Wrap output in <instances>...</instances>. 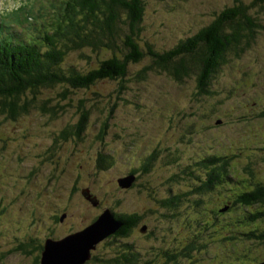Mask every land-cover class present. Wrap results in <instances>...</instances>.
Instances as JSON below:
<instances>
[{"label":"rangeland","instance_id":"1","mask_svg":"<svg viewBox=\"0 0 264 264\" xmlns=\"http://www.w3.org/2000/svg\"><path fill=\"white\" fill-rule=\"evenodd\" d=\"M52 1L55 0H1L0 12H4L8 23H14L15 29H20L17 24L21 22L25 31L34 32L32 21L28 19L39 21L45 18L55 8L56 4ZM244 1L251 3V0ZM146 4L140 43L145 50L151 44L155 49L165 51L207 25L219 10L231 6L233 0H146ZM26 11L27 16L20 17ZM262 15L259 20H263L264 25V12ZM87 54L91 56L89 67H94L99 58L106 57L108 52L88 48ZM79 60L80 56L74 55L73 51L67 56V63L87 67L86 60L82 63ZM148 63L146 57L141 63L130 66L124 80L128 88L123 89L130 101L122 104L120 99L121 104L112 113L110 126L102 136L97 119H93L88 132L75 140L76 146L69 140L57 141L61 144L53 155L51 153L50 159L52 139L57 138L61 128L57 125L60 115L63 120L66 117L76 120L75 114L66 113L76 111L75 103L74 106L67 105L64 112L61 109L59 115L50 117L54 118L51 119L53 123L40 111L15 121L4 122L1 118L0 264H31L38 255L41 264L43 250L33 248L37 241L40 242L48 234L62 236L70 228L76 231L82 229L85 220L95 219L101 213L100 204L106 209H115L117 201H122L121 212H146L156 203L147 192V187L152 192L159 191L162 184L171 185L166 191L172 188L173 194L184 195L192 180L180 173L176 163H170L176 155L181 159L183 168L203 155L220 154L218 150L222 149H236V162L253 154L256 160H264V116L258 117L264 109V28L245 55L234 57L229 65L216 73L212 78L215 96L206 98L202 103L198 102L192 78L177 80L164 71L153 70L148 73L147 80L137 79V71ZM119 84L117 81H105L103 92H111L115 87L118 89ZM102 105L109 107L107 100ZM193 110L194 114L191 113ZM222 112L229 113L230 117H223L224 121L217 119L216 115L221 117ZM215 123L222 125L212 128ZM238 146H242V152ZM68 147H71L69 152H61ZM248 150L252 153L244 152ZM151 153L154 155L153 166L147 172L141 164L147 158L140 163L139 159ZM100 156H106V166L102 168L97 165ZM56 157L59 158L57 161ZM34 164L40 171L30 173ZM131 166L137 167L136 175L140 176L134 191L128 184ZM87 187L101 203L97 200L92 202ZM81 189L84 190L81 192ZM208 196H212V192ZM59 208L64 212L63 221L55 220ZM143 223L139 229H134L130 237L137 248L136 264H141V260L148 258L158 247H171L168 243L184 238L191 226L176 220L161 225L155 223L167 230L165 238L159 240L147 235V228L153 223L149 221L146 226ZM172 226L174 229L169 231ZM177 233L180 235L177 236ZM121 235L113 242L110 239L99 242L97 249L90 250V261L95 253L104 262L97 259L89 264H114L111 262L113 258L129 257L133 247L126 249L128 245ZM31 237L36 242H30ZM24 242H27L28 251L19 249ZM202 257L201 260L205 261L209 256L202 253ZM190 262V259L182 260L183 264Z\"/></svg>","mask_w":264,"mask_h":264},{"label":"trees","instance_id":"2","mask_svg":"<svg viewBox=\"0 0 264 264\" xmlns=\"http://www.w3.org/2000/svg\"><path fill=\"white\" fill-rule=\"evenodd\" d=\"M52 3L56 4L55 8L44 19L33 21L34 32H26L21 25L20 29H15L12 24L0 21V120L15 121L31 116L35 111L50 119L59 115L61 109L64 112L67 105L76 104L75 112H66L68 115L75 114L76 120L71 121L68 117L63 120L60 115L57 125L61 128L57 138L52 139L54 143L48 159L61 144L57 141L69 140L75 145V140L88 132L93 119H97L102 136L110 126L112 113L121 103L130 101L123 89L127 87L124 80L132 64L141 63L146 57L149 59V63L136 73V78L140 80H147L148 73L153 70L164 71L177 80L192 78L198 102L202 103L215 94L212 78L216 73L229 65L234 57L245 55L264 28L263 20H259L263 18L264 0H251V3L233 0L231 6L219 10L207 25L181 39L173 48L160 51L150 44L145 50L140 41L146 0H55ZM88 48L106 51L108 55L98 57L97 66L89 67L91 56L87 54ZM71 51L80 56L81 63L86 60L87 67L67 63ZM108 80L120 84L118 89L115 87L107 94L103 92L102 84ZM104 99L109 107L102 105ZM191 113L194 114V110ZM221 115H216L217 119L224 121L223 117H230L225 112ZM259 116H264V109ZM218 124H213L212 128L222 125ZM242 146H238L240 152ZM70 150L71 147H68L61 152L65 154ZM235 150L222 149L218 150L220 154L203 155L184 168L178 155L172 157L170 163H176L180 173L192 180L189 189L183 195L173 194L172 188L166 191L169 184H162L163 191L152 192L147 187V192L156 203L145 213L141 210L121 212L122 201H117L115 209H110L121 225L116 234L105 241L110 239L113 242L120 233L126 240L144 221L143 224L153 223L152 227L148 226L147 235L163 240L167 230L155 223L161 225L176 220L185 225L191 224L186 236L183 234L184 238L169 242L171 247H160V250L141 260V264H183V259H190V264H264V167H260L264 166V160H256L253 154L246 155L243 162H236ZM244 152L252 153L251 150ZM145 158L147 161L142 162ZM153 158L151 153L139 159L147 172L153 166ZM58 159L56 157V161ZM105 160L106 156H100L97 162L99 168L106 166ZM136 168L131 166L129 171L136 174ZM37 171L40 170L34 164L30 173ZM139 178L136 175L130 188L133 191ZM86 191L93 203H96L94 200L101 201L91 188L87 187ZM211 192L212 196H208ZM100 206L102 213L106 208L102 204ZM62 212L59 208L56 221H60ZM95 219L85 220V225ZM72 230L75 229H69ZM29 241L36 242L32 237ZM27 242L19 249L28 251ZM39 244L38 240L33 248L42 250V243ZM131 246L133 253L129 257H116L111 262L136 264L138 254L134 241H131ZM202 253L209 256L208 260H201ZM39 259L40 255L31 264H39ZM97 259L104 262L94 253L91 261L84 264Z\"/></svg>","mask_w":264,"mask_h":264},{"label":"water","instance_id":"3","mask_svg":"<svg viewBox=\"0 0 264 264\" xmlns=\"http://www.w3.org/2000/svg\"><path fill=\"white\" fill-rule=\"evenodd\" d=\"M134 178L133 175L128 178L129 186ZM120 225L114 212L107 208L94 222L81 230L61 239L48 238L44 244L41 264H84L90 258V250L96 248L101 240L116 232Z\"/></svg>","mask_w":264,"mask_h":264},{"label":"flooded vegetation","instance_id":"4","mask_svg":"<svg viewBox=\"0 0 264 264\" xmlns=\"http://www.w3.org/2000/svg\"><path fill=\"white\" fill-rule=\"evenodd\" d=\"M145 213V212H144ZM143 226H146V224H143ZM162 229V228H161ZM174 229V227L172 226L170 229H169V231H171V230H173ZM148 231H149V228H147V233H148ZM132 235H130L127 239H126V244L128 245V246H131V240H130V237H131ZM155 237V236H154ZM172 241H176V240H171V242ZM161 248L160 247H158L157 248V250H160ZM135 250L137 251V248H136V246H135Z\"/></svg>","mask_w":264,"mask_h":264},{"label":"bare ground","instance_id":"5","mask_svg":"<svg viewBox=\"0 0 264 264\" xmlns=\"http://www.w3.org/2000/svg\"><path fill=\"white\" fill-rule=\"evenodd\" d=\"M8 6H9V5H8ZM9 9H10V8H9ZM19 10H22V9H19ZM23 11H24V10H23ZM19 12H20V11H19ZM19 12H18V13H19ZM24 12H25V11H24ZM0 13H1V12H0ZM25 14H26V13H25ZM22 15H24V14H22ZM6 16H7V15H6ZM20 17H21V16H20ZM16 18H17V17H16ZM22 20H23V19H22ZM14 21H15V20H14ZM19 21H20V20H19ZM19 21H18V22H19ZM18 22H17V23H18ZM26 22H27V21H26ZM20 23H21V22H20ZM22 23H24V22L22 21ZM24 24H25V23H24ZM15 25H16V23H15ZM19 25H20V24H19ZM19 25H18V26H19ZM27 25H28V24H27ZM29 25H30V24H29ZM29 25H28V26H29ZM22 29H23V28H22ZM28 29H29V28H28ZM24 30H25V29H24ZM26 32H27V31H26ZM223 210H224V209H223ZM69 258H72V257H69Z\"/></svg>","mask_w":264,"mask_h":264}]
</instances>
